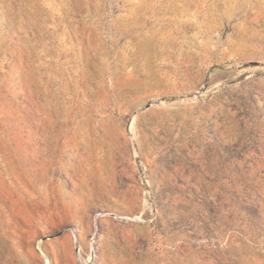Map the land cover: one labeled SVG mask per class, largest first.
<instances>
[{
	"label": "rangeland",
	"instance_id": "374dc122",
	"mask_svg": "<svg viewBox=\"0 0 264 264\" xmlns=\"http://www.w3.org/2000/svg\"><path fill=\"white\" fill-rule=\"evenodd\" d=\"M0 264H264V0H0Z\"/></svg>",
	"mask_w": 264,
	"mask_h": 264
}]
</instances>
